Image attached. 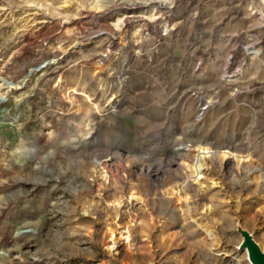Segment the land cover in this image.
Instances as JSON below:
<instances>
[{
  "label": "rangeland",
  "instance_id": "374dc122",
  "mask_svg": "<svg viewBox=\"0 0 264 264\" xmlns=\"http://www.w3.org/2000/svg\"><path fill=\"white\" fill-rule=\"evenodd\" d=\"M239 229L264 0H0V264H251Z\"/></svg>",
  "mask_w": 264,
  "mask_h": 264
},
{
  "label": "water",
  "instance_id": "95a60500",
  "mask_svg": "<svg viewBox=\"0 0 264 264\" xmlns=\"http://www.w3.org/2000/svg\"><path fill=\"white\" fill-rule=\"evenodd\" d=\"M239 232L244 238L241 249L247 251L249 263L264 264V250L256 243L253 235L242 229Z\"/></svg>",
  "mask_w": 264,
  "mask_h": 264
},
{
  "label": "bare ground",
  "instance_id": "6f19581e",
  "mask_svg": "<svg viewBox=\"0 0 264 264\" xmlns=\"http://www.w3.org/2000/svg\"><path fill=\"white\" fill-rule=\"evenodd\" d=\"M227 157H228L227 154H223L222 155V159H226ZM203 166H204V163H202V164L199 163V164H197V167L195 168V173H196V176L198 177V181L202 180V177H200V174H201V172L203 170Z\"/></svg>",
  "mask_w": 264,
  "mask_h": 264
}]
</instances>
